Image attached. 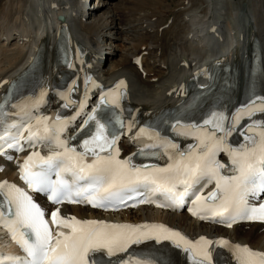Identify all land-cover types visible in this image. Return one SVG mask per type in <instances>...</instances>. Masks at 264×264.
Here are the masks:
<instances>
[{"label":"snow or ice","instance_id":"obj_1","mask_svg":"<svg viewBox=\"0 0 264 264\" xmlns=\"http://www.w3.org/2000/svg\"><path fill=\"white\" fill-rule=\"evenodd\" d=\"M89 79L86 78V84ZM123 83L120 81L114 89L102 93L103 107L94 108L88 115L95 130L79 145L82 151L69 147L62 138L61 133L68 121L59 115L51 123L47 116L35 117V131L33 126L25 125L26 138L12 137V142L7 143L0 137V154H5V146L21 151V139L30 145L34 142L55 144V149L48 155L33 152L19 164L20 179L31 192L46 195L52 205L87 203L93 208L113 211L127 206L128 201H133V206L135 203H153L157 207L180 209L191 194L194 199L188 205V211L200 220H210L226 227L240 219L264 221V203L256 206L248 203L249 197L264 194V123L252 121L246 125L241 132L245 142L239 147H231L226 140L244 117L251 118L257 111L264 112V99L259 102L249 100L247 105H242L232 113L230 124L224 112L212 111L200 124L181 125L183 131L180 135L190 136L195 141L185 151L162 138L150 126L140 127L137 138L147 136L149 140L157 141L165 149L168 162L164 166L135 164L132 161L136 154L119 159L116 147L120 139L118 129L125 126L120 113L116 112L121 109L124 93L119 89ZM71 90L72 86H69V92ZM43 96L42 90L33 107L42 102ZM62 98L69 99L67 96ZM133 127L134 123L129 122L128 129ZM221 151L228 154L231 175L221 172L224 165L216 159ZM139 154L160 158L159 153H145L143 149ZM6 158L10 160L11 156ZM213 181L215 188L207 195H201L203 188ZM0 197H3L0 226L25 253L23 260L0 255V264H112L111 260L106 261L97 254L111 258L117 253H128L130 246L146 241H155L156 245L170 242L185 254L188 264H214L212 245L229 248L236 264H264V252L231 245L223 239L213 241L204 236L189 239L163 224L78 220L61 216L59 207L50 212L49 224V214L34 202L33 197L7 181H0ZM53 229L57 230L53 232ZM58 229H67V232ZM140 255L157 258L154 251ZM120 264L128 262L121 259ZM132 264H142L137 254H132Z\"/></svg>","mask_w":264,"mask_h":264},{"label":"bare ground","instance_id":"obj_2","mask_svg":"<svg viewBox=\"0 0 264 264\" xmlns=\"http://www.w3.org/2000/svg\"><path fill=\"white\" fill-rule=\"evenodd\" d=\"M77 3L78 0H40L34 5L33 0H0V15L6 19L10 16L0 21V87L21 72L23 67L15 71L33 39H38L36 47L44 46L51 64L56 29L53 31L47 26L58 20L57 14H63L69 27L74 29L70 39L72 46H81L87 52L88 61L83 65L75 64L78 104L92 92L88 81L82 83L84 79L90 78L95 84L121 79L126 85L127 102L143 116H148L175 103L184 93L186 79L204 73L210 58H224L229 52L227 59L240 65L241 72L247 58L242 44L252 38L259 39L264 58V0H177L174 6L169 0H152V7L146 6L147 0H139L136 7H132V0H97L94 4L90 2L92 10L84 20H79L74 12L73 6ZM46 17L47 22H42ZM100 47L104 48V62L95 63L93 53ZM49 74L52 75L51 65ZM130 150L128 148L127 152ZM13 167L12 162L6 163L0 178L5 175L12 179ZM60 210L68 216L82 218L97 214L80 206L62 205ZM123 213L119 220L156 219L188 237L212 231L211 226L197 224L183 213L163 216L164 212L147 208L127 215ZM213 231L264 252L261 224L230 229L216 227ZM180 254L181 251L175 249L174 256ZM150 256L144 255L140 260L145 262ZM177 259L178 264H183L180 257Z\"/></svg>","mask_w":264,"mask_h":264},{"label":"rangeland","instance_id":"obj_3","mask_svg":"<svg viewBox=\"0 0 264 264\" xmlns=\"http://www.w3.org/2000/svg\"><path fill=\"white\" fill-rule=\"evenodd\" d=\"M93 2L95 1V0H92ZM113 1H117V0H113ZM133 1V3L131 4V5H133L132 7H136V5L138 4V1L139 0H135V2H134V0H132ZM169 2L170 3H172L171 4V6H174L175 4H176V2H177V0H169ZM123 5V4H122ZM121 5V6H122ZM124 7H125V5H123ZM146 6H148V7H152V0H147V4H146ZM138 14H142L141 12H137ZM221 17V14L219 15V18ZM10 18V16H8L7 17V19H9ZM6 18H4L3 16H1L0 15V21H4V20H7ZM224 20H225V18H224ZM222 24V23H221ZM223 25H225V24H223ZM163 34H165V32L163 33ZM114 43V42H113ZM117 57V55L115 56V58ZM124 59V58H123Z\"/></svg>","mask_w":264,"mask_h":264},{"label":"water","instance_id":"obj_4","mask_svg":"<svg viewBox=\"0 0 264 264\" xmlns=\"http://www.w3.org/2000/svg\"><path fill=\"white\" fill-rule=\"evenodd\" d=\"M58 18L60 19V20H62L63 18H62V16H58Z\"/></svg>","mask_w":264,"mask_h":264}]
</instances>
